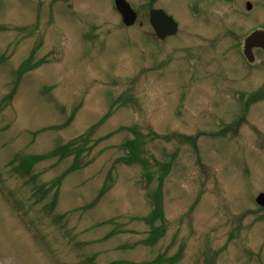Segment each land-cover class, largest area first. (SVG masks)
I'll return each instance as SVG.
<instances>
[{"label": "rangeland", "instance_id": "obj_1", "mask_svg": "<svg viewBox=\"0 0 264 264\" xmlns=\"http://www.w3.org/2000/svg\"><path fill=\"white\" fill-rule=\"evenodd\" d=\"M127 1L0 0V264H264V0Z\"/></svg>", "mask_w": 264, "mask_h": 264}, {"label": "water", "instance_id": "obj_2", "mask_svg": "<svg viewBox=\"0 0 264 264\" xmlns=\"http://www.w3.org/2000/svg\"><path fill=\"white\" fill-rule=\"evenodd\" d=\"M117 8L123 16L124 22L128 26L135 24L137 15L131 9V6L125 0H117ZM251 9V6H248ZM151 15V22L154 29L157 31L158 35L165 39L168 36L175 35L178 30L177 23L169 16H167L163 11H154ZM254 48H263L264 49V33L256 32L252 34L246 40L245 54L250 61H253L252 51ZM257 202L264 207V194H262Z\"/></svg>", "mask_w": 264, "mask_h": 264}, {"label": "flooded vegetation", "instance_id": "obj_3", "mask_svg": "<svg viewBox=\"0 0 264 264\" xmlns=\"http://www.w3.org/2000/svg\"><path fill=\"white\" fill-rule=\"evenodd\" d=\"M114 1V0H113ZM155 1V0H154ZM197 2V0H191L190 1V3H188V11H189V13H190V15L192 16V19H194V20H201V12H200V2L199 3H196ZM231 1V0H230ZM153 3H150L149 4V6H148V9H147V17H148V21H149V24H150V18H151V13H152V11H154V10H163V11H165L169 16H172L166 9H164V8H155L153 5H152ZM248 4H250L251 5V9H253L254 8V6H253V4H252V2H250V1H248L247 3H246V8H248L247 7V5ZM249 13H247L248 15H250V12L251 11H253V10H248V9H246ZM138 13V12H137ZM208 19V17L207 18H205V20H207ZM206 23H207V21H206ZM151 25V24H150ZM260 31H263V30H255V31H253V33H255V32H260ZM264 32V31H263ZM253 33H251V34H253ZM250 34V35H251ZM244 47H245V42H244V44H243V51H244ZM256 51L257 52H259V53H261V54H263L264 55V50L263 49H260V48H256L255 50H254V58H255V60H256ZM242 57H243V59H245V57H244V52H242ZM254 60V61H255ZM254 63V62H253ZM241 71L242 72H250V73H252V71H254V68H253V64H250V63H246L245 62V66L243 65L242 67H241ZM263 87V88H262ZM262 88V89H261ZM264 95V84H263V86H261V87H259V86H257V89H256V91L255 90H253L251 93L249 92V93H247V92H244V91H235V92H233V97H234V100H235V103H237V104H243V106H244V110H246V113H247V111H248V108H249V106L251 105V103H249V101L251 100V99H248V101H246V98H248V97H253V98H257V99H253V100H256V101H259L260 99V96H263Z\"/></svg>", "mask_w": 264, "mask_h": 264}, {"label": "trees", "instance_id": "obj_4", "mask_svg": "<svg viewBox=\"0 0 264 264\" xmlns=\"http://www.w3.org/2000/svg\"><path fill=\"white\" fill-rule=\"evenodd\" d=\"M126 148L128 149V147H126ZM128 150H129V149H128ZM128 150H127V151H128ZM24 167H25V166H24ZM24 167L21 168V169L23 170V172L25 171V168H26V167H25V168H24ZM24 174H25V173H24ZM148 198H149V200H150V202H151V204H152V207H153V209H154L153 211H155V214H156V212L159 210V209H158V199H159V198H158V195H157V197H155V198H154L153 196H151L152 199L150 198V195H149ZM153 214H154V213H153ZM150 219H151V218H150ZM148 221H149V220H148Z\"/></svg>", "mask_w": 264, "mask_h": 264}]
</instances>
